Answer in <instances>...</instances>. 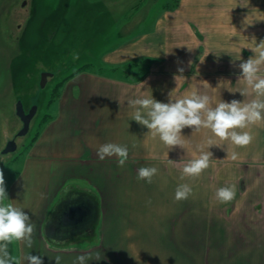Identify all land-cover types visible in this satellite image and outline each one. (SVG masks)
<instances>
[{
  "label": "crops",
  "instance_id": "1",
  "mask_svg": "<svg viewBox=\"0 0 264 264\" xmlns=\"http://www.w3.org/2000/svg\"><path fill=\"white\" fill-rule=\"evenodd\" d=\"M228 1L178 0L158 16L154 34L142 33L104 56L107 73L80 71L65 83L58 116L38 134L9 189L10 204L26 211L35 225L31 247L13 241L17 264H28L29 254L41 256L44 264H55L57 256L60 264H74L80 255L92 256L87 264H264V119L237 129L254 136L247 147L220 140L219 169L207 168L201 177L184 175L179 163L163 168L143 162L169 156L175 147L153 148L152 133L132 119L136 109L128 101L152 96L174 102L205 89V78L198 81L197 74L160 70L159 59L153 63L159 70L117 73L118 64L129 62L130 68H139L135 59L147 63L149 57L165 54V37L157 34L159 30L189 31L191 22L201 30L226 31ZM239 1L245 5V0ZM252 9L255 49L264 40V0H252ZM239 22L242 26L236 28L244 31V19ZM228 89L220 90L221 101L227 99ZM254 99L264 97L254 92ZM134 128L141 146L130 148L125 137ZM117 142L128 147L135 161L120 167L115 156L99 159L101 144ZM232 152L244 161L232 162ZM140 167L157 168L151 183L137 179ZM214 174L217 178H212ZM181 184L192 191L177 201L175 191ZM223 187L235 192L226 203L216 197ZM81 203L88 212L77 225L58 224L62 208Z\"/></svg>",
  "mask_w": 264,
  "mask_h": 264
},
{
  "label": "rangeland",
  "instance_id": "2",
  "mask_svg": "<svg viewBox=\"0 0 264 264\" xmlns=\"http://www.w3.org/2000/svg\"><path fill=\"white\" fill-rule=\"evenodd\" d=\"M36 1L35 4L33 0H0V170L3 171L9 198L5 199V204H10V186L19 174L28 152L34 147L38 134L54 116H58L60 92H63L65 83L73 76L64 84L58 85V82L85 63L90 65L82 71L107 73L109 66L104 60L106 54L142 33L154 34L156 19L163 9L178 3V0ZM228 3L230 14L226 17V31L201 30L202 26L191 22L189 31H173L169 28L165 32L159 30L157 34L162 33L165 37V54L160 52L162 56L159 58L149 57L147 63L141 58L135 59L139 68H130L129 62L118 64L120 69L117 73L127 71L136 75L142 74L144 68L150 72L159 70L160 67L153 69L154 61L159 59L163 62L160 70L178 72L179 68H183L190 75L197 74L198 81L205 78L208 84L205 89H199L197 94L201 95L203 91L202 95L208 96L209 104L214 107L221 102L220 90L226 88H229L230 93L225 95L227 99L224 101L236 99L242 104L251 102L254 100V91L242 78L239 79V64L253 56L252 0H245V5L238 4L239 0H229ZM32 8H37L38 12L33 24L27 21ZM148 9L151 11L146 15ZM233 9L243 10L244 13H232ZM241 19H244V31L236 28H241L242 24L238 23ZM259 71L264 77V64ZM44 72H50L52 76L46 78L42 87ZM240 92L245 94L241 95ZM19 101L26 113L36 107L29 131L23 135L19 134L23 128V121L17 114ZM182 135L179 152H176L178 146H175V152L169 156L158 154L143 162H155L150 164H158L163 168L178 163L185 167L203 152L210 151L213 155L208 168L215 170L221 167V150L220 146H216L220 145V139L210 129L193 131L192 128H184ZM139 138L140 134L135 133V128L132 135L125 137L130 148L141 146L137 142ZM149 139L156 150L163 151L161 149L164 147L167 150V145L158 135ZM11 140L16 141V150L4 153ZM210 142L213 146L209 147ZM117 144L122 145L121 142ZM128 157L127 161H135L132 156ZM231 161L239 163L244 160ZM213 177L217 178L215 174ZM13 241L8 244V251L17 261L18 254Z\"/></svg>",
  "mask_w": 264,
  "mask_h": 264
},
{
  "label": "clouds",
  "instance_id": "3",
  "mask_svg": "<svg viewBox=\"0 0 264 264\" xmlns=\"http://www.w3.org/2000/svg\"><path fill=\"white\" fill-rule=\"evenodd\" d=\"M252 51L254 55L247 60H242L239 64L241 69L239 79L242 78L256 93L257 97H264V77L257 74L260 66L264 64V40H261ZM178 71L183 73V68H179ZM204 82L208 84L207 81ZM240 93L241 95L245 94L244 92ZM169 96H171V92ZM128 103L136 109L132 119L145 126L153 136L158 135L169 150L181 145L184 128H192L193 131H199L200 128L210 129L221 141L230 140L238 147H247L253 142L254 136L250 131L238 132L237 129H246L249 125L264 119L262 117L264 100L260 99H254L246 104H242L236 99L230 102L222 100L213 109L208 107V96L198 95L194 92L190 97L174 102L170 99L169 102L164 103L151 96L150 98L129 100ZM142 112H146V115ZM210 146H213L211 142L209 143ZM212 155L210 151L203 152L199 158L192 160L183 168V174L193 177L199 176L209 167ZM237 155L236 152H232L230 158L236 160ZM97 156L101 161L106 157L115 156L118 158V166L123 167L128 159L129 151L126 145L104 143L98 147ZM226 158H228V153ZM157 172L155 167H140L137 179L151 183ZM191 191L192 189L187 184H181L177 187L174 198L177 201L185 200ZM234 196L235 192L230 187L220 188L216 192L217 199L225 203L231 201ZM5 199L9 198L3 171L0 170V264H17L15 258L8 251V244L13 240L25 241L31 247L35 225L31 222V217L26 211L11 204L3 203ZM26 259L28 264H44L43 258L39 255L29 254ZM90 259H92L90 255H80L76 257L74 264H87ZM95 259L97 261L101 259L98 253ZM54 260L55 264H60L61 258L57 256Z\"/></svg>",
  "mask_w": 264,
  "mask_h": 264
},
{
  "label": "water",
  "instance_id": "4",
  "mask_svg": "<svg viewBox=\"0 0 264 264\" xmlns=\"http://www.w3.org/2000/svg\"><path fill=\"white\" fill-rule=\"evenodd\" d=\"M48 76H52V73L50 72H44L42 74V81L41 85L42 87L45 85L46 78ZM36 112V107H34L29 113H26L23 107V104L21 101L18 102L17 105V114L20 116V118L23 121V128L20 131V135L26 134L29 131L30 123L32 118L34 117ZM17 148V144L15 140H11L6 148L4 149V153L15 151ZM63 209V210H62ZM60 211V216L58 219L59 225H77L87 214L88 208L83 204H73L72 206H68L65 208H62Z\"/></svg>",
  "mask_w": 264,
  "mask_h": 264
},
{
  "label": "trees",
  "instance_id": "5",
  "mask_svg": "<svg viewBox=\"0 0 264 264\" xmlns=\"http://www.w3.org/2000/svg\"><path fill=\"white\" fill-rule=\"evenodd\" d=\"M90 65V63H85L81 66H79L77 69L73 70V72H71L70 74H68L67 76L63 77L62 80H60L58 83V85L60 84H64L66 80H68L70 77L74 76L75 74H77L78 72L86 69L88 66ZM52 100V99H51Z\"/></svg>",
  "mask_w": 264,
  "mask_h": 264
},
{
  "label": "flooded vegetation",
  "instance_id": "6",
  "mask_svg": "<svg viewBox=\"0 0 264 264\" xmlns=\"http://www.w3.org/2000/svg\"><path fill=\"white\" fill-rule=\"evenodd\" d=\"M33 3H37L36 0H33ZM37 8H32V12L30 13L29 19L27 20L29 23L33 24L34 19L36 17V15H38V12L36 11ZM51 14V13H50ZM25 37V36H24ZM33 119V118H32Z\"/></svg>",
  "mask_w": 264,
  "mask_h": 264
}]
</instances>
